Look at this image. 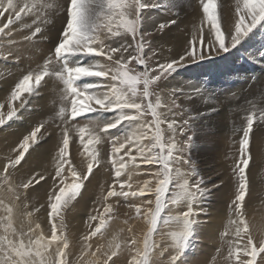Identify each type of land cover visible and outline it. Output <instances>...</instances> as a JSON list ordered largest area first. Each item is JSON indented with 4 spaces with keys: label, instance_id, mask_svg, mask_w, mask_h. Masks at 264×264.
<instances>
[{
    "label": "snow or ice",
    "instance_id": "snow-or-ice-1",
    "mask_svg": "<svg viewBox=\"0 0 264 264\" xmlns=\"http://www.w3.org/2000/svg\"><path fill=\"white\" fill-rule=\"evenodd\" d=\"M169 3L175 6V0ZM154 7L156 4L149 0H0V18H4L0 19V58L5 60L14 59L19 63L22 49L17 45L36 42L38 36L42 41L51 42L45 34L49 16L63 13L65 17L53 47L39 56L42 64L36 69H25L0 103V126L7 127L32 111L49 79L62 85L58 110L51 117L59 121L54 175L34 172L17 182L23 163H27L26 153L31 156L42 142L57 134L55 130L48 133V120L38 122L22 134L11 154L0 161V187L6 192L0 198L3 210L0 264H73L69 259L73 252L62 212L69 211L78 197L83 198L85 182H91L94 168L101 165L100 152L90 146L102 144L105 139L111 144L109 161L113 182L106 194L102 189L98 197L103 201V213L89 215V220L98 223L82 237L76 264H117L125 250L130 254L127 264H162L166 255V264H187L184 250L198 236L201 221L197 217L206 214L205 209L197 210L196 205L211 189L202 187L205 181L195 161L185 156L196 135L190 123L194 118H184L190 110L177 101L181 97L202 96L203 90L191 84L188 91L183 86L159 88V82L168 81L188 64L222 56L241 45L254 29L264 27V0H235L234 15L223 18V29L217 0H199L203 16L199 25L193 24L192 38L183 39L175 48L168 49L155 43L158 39L155 34L170 33L173 26L178 27V22L165 20L157 24L153 21L148 30L151 17L146 12ZM25 18H31V23H23ZM206 24L210 25L207 32ZM22 30L29 34L21 40L14 39ZM166 51L172 54L166 56ZM130 64L136 67L130 68ZM85 78H92V82H85ZM89 113L111 115L103 119L102 116L92 118ZM148 116L151 119H146ZM81 120L87 123L81 125ZM254 120L264 123V108L253 105L242 129L239 159L232 169L238 186L228 205L229 219L221 233V240L227 244L225 264H264V238L257 241L244 218L245 197L250 192L246 169L251 159L248 147ZM112 129L117 133H112ZM70 133L78 134L89 157L86 171L81 173L69 158L73 139ZM179 136L187 139L178 142ZM133 150L136 155H132ZM141 165L154 170L145 171L143 175L150 178L138 183L137 190L133 191L134 170ZM182 165L187 170H182ZM66 171L70 172L71 183L65 180ZM125 175L127 179H123ZM48 180L51 185L45 204L36 207L23 203L29 199L27 193L32 187ZM153 196L154 200L150 198ZM110 198L114 203H108ZM124 204L129 213L123 220L128 226V239L121 243L114 236L106 246L98 242L93 250L91 238L98 234L104 238L102 229L113 219V212L118 214ZM45 208L51 223L50 235L32 219L34 213ZM18 215L23 217L19 228L16 226ZM57 219L59 225L54 222ZM137 222L145 225L140 238L132 227ZM157 235L170 237L173 244L157 241ZM229 236L232 238L225 240Z\"/></svg>",
    "mask_w": 264,
    "mask_h": 264
},
{
    "label": "rangeland",
    "instance_id": "rangeland-1",
    "mask_svg": "<svg viewBox=\"0 0 264 264\" xmlns=\"http://www.w3.org/2000/svg\"><path fill=\"white\" fill-rule=\"evenodd\" d=\"M149 2L155 3L156 7L146 12V16L151 17V20L148 21V30H151L153 21L157 24L165 20H176L178 22V27L173 26L170 33L166 35L162 33L155 34L158 37L155 43L163 44L168 49L175 48L183 39L192 38L193 24L199 25V21L203 16L202 8L199 7V0H175L174 7L169 3V0H149ZM217 12L222 15L221 26L223 29L225 27L223 18L234 15L235 0H217ZM49 20L50 23L45 27V34L49 36L51 42L42 41L38 36L36 42L17 45L18 48L22 49L20 52L22 59L19 63L14 59L5 60L0 58V103H3L7 92L22 77L24 70L36 69L38 64H42L43 61L39 59L40 54L47 53L53 47V43L56 42V38L65 23V17L63 13L51 14ZM23 23L30 24L31 18H25ZM16 27L19 28L20 25L17 24ZM209 27L210 25H205V32ZM28 34L27 30H22L15 34L13 38L21 40L24 35ZM128 42H132L130 37ZM171 54L165 52L166 56ZM261 57H264V27L254 29L253 33L241 45L232 49L231 52L199 63L188 64L186 67L180 68L168 81L159 82V88L167 89L183 86L185 91H188V86L191 84L203 90L202 96H196L192 99L181 97L177 101L184 108L190 110L184 118L189 116L194 118L190 123H192L196 135L185 156H190L195 161L197 171L205 181L202 187L211 189L196 205L197 210L203 208L206 210V214L201 213L197 217L201 221L198 236L184 250L183 258L187 261V264H225L227 244L221 240V233L224 231L229 219L228 205L234 199L238 186V181L233 175L232 169L239 159V141L242 137V129L246 125L248 110L253 105H256L257 108H264V60H261ZM82 59L86 60L87 58ZM129 67L135 68L136 65L130 64ZM137 70H142V68H137ZM85 82H92V78H85ZM61 87L60 82L49 79L48 84L41 91L42 98L34 103L32 111L26 112L21 119L10 123V126H0V161L11 154L12 148H15L19 139H22V134H25L38 122L48 120L46 125L48 133H53L54 130L57 133L53 134L51 139L42 142L41 147L33 152L31 156L26 153L27 163L22 162L23 167L20 169L17 182H19V179H26L34 172H43L46 176L48 174L54 175L55 161L53 156L59 139V129L56 127L59 121H53L51 117L58 110L59 89ZM159 88L155 90L158 91ZM215 108L216 110L212 111ZM226 108L229 109V112ZM88 115L92 118L102 116L103 119H108L111 113H89ZM146 119H151V117L148 116ZM240 120H243V122ZM84 123H87V121H80L81 125ZM223 124L225 126L226 124L229 125L222 128ZM41 131L43 132L44 129H41ZM110 131L117 133L116 129ZM188 134L191 135L192 133L189 132ZM70 136H73V139L70 140L69 158L78 173L84 172L89 160L87 150L80 144L78 134L70 133ZM177 139L178 142H182L187 137L179 136ZM92 147L100 152L101 165L94 168V175L90 177L91 182H85L86 188L82 190L83 198L78 197V202L73 201L74 206L69 211L62 212L64 224L66 225L65 231L69 236L70 250L73 252L69 259L73 261V264L78 261L82 237L87 235L91 227L98 223V221L89 220V215L99 216L103 213V201L102 199L98 200V197H101L102 189L105 190L104 194H106L107 187L113 182V172L109 161L110 141L105 139L102 144H94L90 146V148ZM248 151L251 159L246 174L249 176L250 192L245 197L244 218L249 224L253 237L258 241L264 238V123L254 120ZM121 154H123V150ZM132 155H136L135 150H133ZM174 155L179 154L174 153ZM67 167L65 165L66 169ZM181 167L182 170H187L186 165ZM153 170L144 165L135 169L131 181V190H137L138 183L150 178L143 175L145 171ZM123 179H127V176L125 175ZM65 180L67 183L72 182L70 172H65ZM50 185L51 181L48 180L47 183L41 182L40 185L32 187L27 193L29 197L27 201H23L22 193L23 203L35 205L36 207L45 204L47 200L46 192L50 190ZM213 185L219 187L213 188ZM117 190H119L118 187ZM5 195L4 188L0 187V198ZM150 198L154 200V196ZM108 203H114L112 198L109 199ZM214 209L221 211V213H216ZM29 210H32L31 207ZM215 213L218 215L214 216ZM128 214L126 204L120 207L118 214L113 212V219L108 222L105 229H102L104 238L101 239L99 234L91 238L90 242L93 243V250L98 242L106 246L108 241L113 240L114 236L121 243L128 239V226L123 224V220L127 218ZM0 215H3L2 209H0ZM214 217H219L220 222L213 221ZM22 219V216H17V228L20 227ZM32 219L41 224L46 235H50L51 223L48 220L46 208L41 209L39 213H34ZM105 219H107L106 214ZM54 222L59 225L58 219ZM212 222H215L217 226L216 228L213 226L214 230L208 226V223ZM132 227L137 237H142L145 225L142 222H137ZM163 231L167 232L168 229H163ZM0 233H2V228H0ZM231 238L229 236L225 240ZM155 239L165 244H173L168 236L157 235ZM218 248L220 249L219 252H217ZM128 259H130V254L125 250L117 264H127ZM167 260L168 256L166 255L162 264H166Z\"/></svg>",
    "mask_w": 264,
    "mask_h": 264
},
{
    "label": "bare ground",
    "instance_id": "bare-ground-1",
    "mask_svg": "<svg viewBox=\"0 0 264 264\" xmlns=\"http://www.w3.org/2000/svg\"><path fill=\"white\" fill-rule=\"evenodd\" d=\"M196 10H197V8H196ZM228 16V15H227ZM195 19V18H194ZM200 22V21H199ZM261 37V36H260ZM255 89V88H254ZM235 91V90H234ZM212 96V95H211ZM260 105V104H259ZM216 106V105H215ZM244 107V106H243ZM217 108H218V106H217ZM221 109V108H220ZM215 110H216V108H215ZM218 110V109H217ZM226 110L229 112V109H227L226 108ZM219 111V110H218ZM222 111V110H221ZM223 111H224V114H225V110L223 109ZM222 111V112H223ZM232 112H234V111H232ZM242 112V111H241ZM235 113V112H234ZM220 114V113H219ZM215 116V115H214ZM243 117V116H242ZM241 118V117H240ZM222 119V118H221ZM243 119H244V117H243ZM241 121V120H240ZM241 122H243V120L241 121ZM229 124H226V126H228ZM224 124H223V126H222V128H225L226 127ZM230 128V127H229ZM223 130V129H222ZM226 130H228V129H226ZM256 134V133H255ZM262 136V135H261ZM255 138V137H254ZM259 138V137H258ZM253 139V138H252ZM253 141H254V139H253ZM257 141V140H256ZM224 146V145H223ZM227 147V146H226ZM252 150H253V148H252ZM239 151V150H238ZM237 152V151H236ZM254 155V154H253ZM255 156V155H254ZM257 158V157H256ZM255 161H257V159H255ZM256 163V162H255ZM253 164H254V162H253ZM258 164V163H257ZM259 168H261V167H259ZM257 170V169H256ZM250 172H251V170H250ZM252 177V176H251ZM215 210V212L216 213H221V211H218L217 209H214ZM215 213V215L214 216H216V215H218V214H216ZM224 216H225V214H224ZM228 217V216H227ZM233 218H235V217H233ZM213 221H215V222H220V219H219V217H214L213 218ZM215 222H212V223H208L209 225V227H212V228H210V229H213L214 230V228H216L217 226L215 225L216 223ZM213 226H214V228H213Z\"/></svg>",
    "mask_w": 264,
    "mask_h": 264
}]
</instances>
